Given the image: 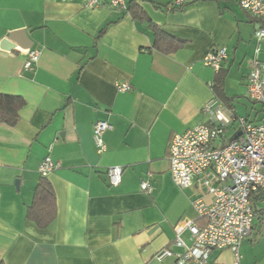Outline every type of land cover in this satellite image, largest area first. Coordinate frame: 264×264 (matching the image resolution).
Returning a JSON list of instances; mask_svg holds the SVG:
<instances>
[{"label":"crops","instance_id":"1","mask_svg":"<svg viewBox=\"0 0 264 264\" xmlns=\"http://www.w3.org/2000/svg\"><path fill=\"white\" fill-rule=\"evenodd\" d=\"M172 1L127 0L119 11L107 0L95 8L79 0H0V42L24 31L32 44L0 49V94L25 101L14 126L0 122V264H176L155 255L171 246L182 219L203 224L191 202L211 204L209 186L201 176L184 191L173 183L168 144L199 123L228 127L226 143L236 129L231 115L262 122L263 106L240 115L234 99L247 97L253 60L264 62V41L256 54L254 38L264 20L240 0H185L178 8ZM220 48L223 93L207 114L218 74L202 60ZM30 49L39 59L26 70ZM121 83L130 89L119 92ZM98 120L110 125L101 153L91 130ZM47 157L57 165L45 176L54 219L40 228L26 213ZM114 166L122 168L116 187L106 175ZM145 180L149 192L140 189ZM252 202L239 264H264V188ZM181 237L190 244L188 231ZM207 262L233 264V251L211 249Z\"/></svg>","mask_w":264,"mask_h":264},{"label":"built area","instance_id":"2","mask_svg":"<svg viewBox=\"0 0 264 264\" xmlns=\"http://www.w3.org/2000/svg\"><path fill=\"white\" fill-rule=\"evenodd\" d=\"M69 2L75 0H66ZM104 0H79L82 7L95 8ZM127 0H107L109 8L125 11ZM185 0H173L172 7H180ZM239 6L258 20H264V0H240ZM255 53L260 52L264 41V29L254 32ZM226 58L225 48L209 51L202 62L205 67L218 73ZM39 59V50L30 49L24 62V69L33 70ZM247 98L264 108V62L254 59L247 77ZM119 92L130 89L128 84L116 86ZM218 100L207 102L202 112L213 114ZM229 124L235 125L241 134L232 142H225L228 127L223 124L199 123L183 134L172 136L167 148L169 172L173 183L184 191L192 186V180L201 176L203 184L208 185L212 203L207 205L201 198L191 202L197 217L203 221L201 226L189 219H182L175 227V237L171 246L155 255L162 261L172 258L176 264H208L211 249H230L234 263L240 262V246L252 233L254 210L251 194L264 188V118L254 124L244 118L231 115ZM110 125L102 120L92 125V138L97 152L104 151V133ZM57 165L49 158L42 160L38 167L40 176L45 177ZM122 168L110 167L106 171L108 184L116 187L121 182ZM150 176V174H148ZM212 184V186H211ZM140 189L151 190L148 180L141 182ZM190 234V244L185 243L181 235ZM172 248H176L174 251Z\"/></svg>","mask_w":264,"mask_h":264},{"label":"trees","instance_id":"3","mask_svg":"<svg viewBox=\"0 0 264 264\" xmlns=\"http://www.w3.org/2000/svg\"><path fill=\"white\" fill-rule=\"evenodd\" d=\"M135 8V6H131L129 10L133 11ZM139 11L140 10H138L137 13L135 12L134 15L138 14ZM156 31L157 35H159L160 33H158L157 29ZM217 74L218 75L212 84V88L216 93V99L220 101L219 95L223 93L225 75L221 73V69ZM24 105L25 101L20 97L0 94V122L9 126H14L19 118L18 113ZM256 192L251 194L252 206V196ZM26 214L27 218L33 221L40 228L47 227V225L54 219L53 195L51 193L49 184L43 176L40 177L39 182L35 187L33 202Z\"/></svg>","mask_w":264,"mask_h":264},{"label":"water","instance_id":"4","mask_svg":"<svg viewBox=\"0 0 264 264\" xmlns=\"http://www.w3.org/2000/svg\"><path fill=\"white\" fill-rule=\"evenodd\" d=\"M15 45H20L22 48L25 49L30 48L32 44L27 39L24 31H18L10 34L8 38L1 40L0 49L9 51L12 50ZM240 134L241 130L237 129V131L233 133V135L229 138V142L235 140Z\"/></svg>","mask_w":264,"mask_h":264},{"label":"rangeland","instance_id":"5","mask_svg":"<svg viewBox=\"0 0 264 264\" xmlns=\"http://www.w3.org/2000/svg\"><path fill=\"white\" fill-rule=\"evenodd\" d=\"M234 102L237 113L240 115L246 114V109H251V108L261 113L262 105L259 103H253L244 95L242 97H235ZM229 135H230V131L228 132L227 136Z\"/></svg>","mask_w":264,"mask_h":264}]
</instances>
